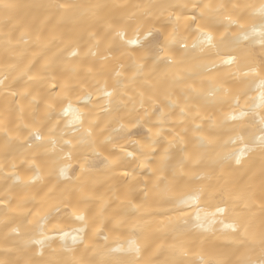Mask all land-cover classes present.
Masks as SVG:
<instances>
[{"label":"snow or ice","instance_id":"snow-or-ice-1","mask_svg":"<svg viewBox=\"0 0 264 264\" xmlns=\"http://www.w3.org/2000/svg\"><path fill=\"white\" fill-rule=\"evenodd\" d=\"M0 182V264H264V0H0Z\"/></svg>","mask_w":264,"mask_h":264},{"label":"bare ground","instance_id":"bare-ground-1","mask_svg":"<svg viewBox=\"0 0 264 264\" xmlns=\"http://www.w3.org/2000/svg\"><path fill=\"white\" fill-rule=\"evenodd\" d=\"M17 2H20V3H31L33 2V0H17ZM106 2L108 3H118V2H128V3H132V2H135V0H106ZM217 69H221V70H226V66L222 65V64H217L216 66ZM217 74V71L216 69L213 70V75H216ZM222 75V72L220 73ZM251 95L255 98L254 100V103L255 104H259V90L257 88H253L252 89V92H251ZM93 99H95V97H93ZM209 102H211L212 98H208ZM253 103L252 100H250V104ZM225 110H227V105H225ZM257 111H259V109H257ZM71 117L69 116L68 119H70ZM228 139V130L225 129L222 133H221V144H223V141L224 140H227ZM129 149H131V145L128 146ZM253 159L255 160L257 166L259 165V157L258 156H253ZM234 163V162H233ZM146 171V170H145ZM9 183H11V181H9ZM0 185H2V182H0ZM195 187V185L193 184L191 187H184V186H181V188L179 190H177L174 195L176 198H180L181 196H184L186 194H188L191 189ZM41 195H43L41 193ZM39 199V197H38ZM184 208H186L187 210L189 211H195L196 210V207L195 205H184L183 206ZM200 207L204 210V211H207V212H213L215 211V208L213 205L211 204H207V203H204V202H201V205ZM203 214V213H202ZM63 215V214H61ZM76 225L71 223V222H68V223H61V228H65L67 229L69 232H71L72 228L75 227ZM46 231L49 232V233H52V232H58L59 230L58 229H54L51 227V225H49L47 228H46ZM102 244L104 243L103 240L100 241ZM121 241L118 240L115 236H110V239L108 241V243L112 246V247H116ZM52 243L54 245H59L61 243V241L59 240V238L57 237L54 241H52ZM68 243H71V237L69 236L68 237ZM34 247L36 248H39L38 245H33ZM113 256H119L120 253H112ZM187 259H190V260H194L196 259V257L194 255H191L189 257H187Z\"/></svg>","mask_w":264,"mask_h":264}]
</instances>
